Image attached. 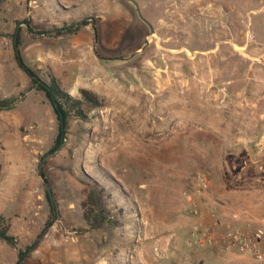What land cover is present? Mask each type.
<instances>
[{
  "label": "rangeland",
  "instance_id": "obj_1",
  "mask_svg": "<svg viewBox=\"0 0 264 264\" xmlns=\"http://www.w3.org/2000/svg\"><path fill=\"white\" fill-rule=\"evenodd\" d=\"M0 17V96L23 93L0 111V215L16 238L15 247L0 240V264L18 263V249L50 218L38 166L58 120L17 64L10 34L24 18L45 31L18 25L24 61L73 97L91 91L100 105L85 119L70 116L45 160L59 216L21 264H173L179 250L156 229H174L179 214L195 221L185 192L204 215L202 194L227 189L224 207L206 212L225 225L236 213L239 226L264 230V149L256 144L264 132V0H4ZM76 22L75 31L54 34ZM208 124L235 143L204 151ZM199 171L210 180L202 193ZM91 189H102L97 204L115 224L82 231Z\"/></svg>",
  "mask_w": 264,
  "mask_h": 264
},
{
  "label": "trees",
  "instance_id": "obj_2",
  "mask_svg": "<svg viewBox=\"0 0 264 264\" xmlns=\"http://www.w3.org/2000/svg\"><path fill=\"white\" fill-rule=\"evenodd\" d=\"M3 1L4 0H0V10ZM0 21H1V17H0ZM21 23L27 24L26 26L28 30L30 31L33 30L31 27L30 18H24L21 21H16V27L14 31L10 34L15 52L14 54L17 64L30 76L32 87L36 88L37 90H41L45 94L46 98L48 99L49 103L52 106L54 113L56 114V118L58 120V132L56 134L52 147L48 150V152H52L62 142V139H64L66 128L68 125V118L70 116H74L79 119H85L88 117L89 112L93 108H96L100 105V102L94 93L86 89H82L80 91L81 93L80 97H73L68 91H66L60 85L59 81L52 73L48 74L46 79H43L35 69L31 68L24 61L22 55L20 54V50L19 51L16 50L14 44V34L16 32L17 26ZM87 23H88L87 21H83V24H87ZM78 24L79 22H76L73 23L72 25L65 26L57 30V32H55L54 34L59 35L63 32H73L76 29H78V27H76L78 26ZM19 31L17 35L18 47L21 45ZM5 35H7V33L3 32L0 27V37ZM34 75L37 77L34 78L33 77ZM22 94L23 93H20L19 96L18 95L0 96V111L14 108L17 105L20 96H22ZM101 192L102 189H99L98 191H94L93 189H91L87 192L85 199L81 201V205L84 208L83 217L87 223V227L81 228L80 230L91 231L94 229H98L101 226V224L105 221L111 225L115 224V221L110 217H108L104 213V209L97 204V197ZM44 193L49 204L50 218L47 219L45 223V226H48L52 223L54 211L56 214V218H58L59 216V211L56 200L53 198V203H54V208H53L46 190H44ZM4 220H5L4 217L0 215V240L15 247L16 238L14 235L8 233V226ZM30 246L31 245H27L24 249H18L19 257H22V255L27 251V249Z\"/></svg>",
  "mask_w": 264,
  "mask_h": 264
},
{
  "label": "crops",
  "instance_id": "obj_3",
  "mask_svg": "<svg viewBox=\"0 0 264 264\" xmlns=\"http://www.w3.org/2000/svg\"><path fill=\"white\" fill-rule=\"evenodd\" d=\"M224 101V99H221ZM227 102V100H226ZM256 103H253L255 105ZM264 115V114H261ZM220 117V118H219ZM209 118V117H208ZM211 118V117H210ZM209 118V119H210ZM220 120L223 119V116H218ZM207 117H205V122H211ZM213 119L212 121H214ZM225 119H223L224 121ZM210 129L205 130L206 133L203 134L205 138H208V145L205 147L204 151L208 149V146H214L215 150L219 153H223L225 148H228L235 141L226 136L225 131H223V126L221 125H209ZM196 138V137H195ZM198 141L201 139L198 137ZM258 144L261 150L264 149V132L259 138ZM223 170V167H219ZM227 194L229 191L226 189L223 194L219 195V197L212 196L211 194L203 193L202 196L207 201L202 202L201 207L204 211V215L207 217V212L210 207L218 203L219 208L224 207L221 203H224L227 199ZM201 196V197H202ZM218 200V201H217ZM209 205V206H208ZM179 209V208H178ZM215 209V208H214ZM177 224L173 225L174 229H156L158 232H166L162 238H166L173 246L174 249L178 248V253L174 255L173 264H257L256 259L248 253L237 251L233 248L226 247L223 241V232L225 228V224L221 222L218 227L213 229L214 232V241L209 246L205 247H196L191 245L187 241V236L189 232V227L194 217L187 214V216H183L182 214L177 215ZM205 223L209 224L210 219L205 218ZM238 224V223H237ZM161 239V238H160ZM260 248L264 249V237L260 241ZM256 261V262H255Z\"/></svg>",
  "mask_w": 264,
  "mask_h": 264
},
{
  "label": "built area",
  "instance_id": "obj_4",
  "mask_svg": "<svg viewBox=\"0 0 264 264\" xmlns=\"http://www.w3.org/2000/svg\"><path fill=\"white\" fill-rule=\"evenodd\" d=\"M195 190L202 193L210 186L209 178L203 172H197L194 176ZM185 198L190 202V213L197 218L192 223L188 232L187 241L196 247L209 246L214 241L213 229L221 224L219 215L214 211L207 213L210 223H205V216L200 211L199 202L189 193H184ZM232 219L225 225L223 232V241L228 248L251 254L256 259L264 258V251L260 248V241L264 236L262 228L254 230L239 226L236 223L237 214L231 215Z\"/></svg>",
  "mask_w": 264,
  "mask_h": 264
},
{
  "label": "water",
  "instance_id": "obj_5",
  "mask_svg": "<svg viewBox=\"0 0 264 264\" xmlns=\"http://www.w3.org/2000/svg\"><path fill=\"white\" fill-rule=\"evenodd\" d=\"M137 11H138V15H139V17H140L141 19H143V21H145V22L149 25V27H150L149 34H151V33L153 32V27L151 26V23H150L147 19H145V18L143 17V15L141 14V12H140L139 10H137ZM80 23H81V22H79V24H80ZM24 24H25V23H24ZM25 25H27V24H25ZM18 31H19V26L17 27L16 32H15V34H14V44H15V48H16L17 51H19V47H18V44H17V42H18V38H17ZM32 32L35 33V34H44V33H45V31H42V32H35V31H32ZM93 32H94V45H93V47H94V51H95V53H96L97 56L101 57L99 54H97V52H96V50H95V43L97 42V32H96V28H93ZM149 34H148V35H149ZM147 42H148V40H146V43H147ZM141 49H143V47H142ZM33 77L36 78L37 76L34 75ZM61 121H62V118H61ZM62 142H63V139H62ZM62 142H61V143H60V144H59V145H58V146H57L52 152H48V153H46V154L42 157V159H41V161H40V163H39V166H38V172H39V175H40V177H41V179H42V181H43L44 188H45V190H46V192H47V195H48V197H49V199H50V201H51V203H52L53 208H54V203H53V192H52V189H51V187H50V185H49V182H48L47 178H46L45 175H44L43 165H44V163H45L46 158H47L50 154H52L54 151H56V150L61 146ZM55 220H56V214H55V211H54V216H53L52 222H54ZM50 225H51V224H50ZM50 225L46 226V227H45V228L39 233V235H38L37 238L35 239L34 243H33V244L27 249V251L22 255V257L19 259V261H18L17 264H21V263L23 262V260L26 258V256L38 246L40 240L42 239L43 235L45 234V232L47 231V229L50 227Z\"/></svg>",
  "mask_w": 264,
  "mask_h": 264
}]
</instances>
